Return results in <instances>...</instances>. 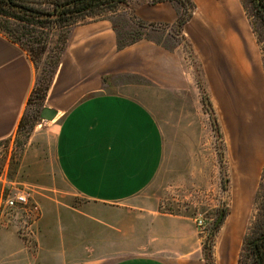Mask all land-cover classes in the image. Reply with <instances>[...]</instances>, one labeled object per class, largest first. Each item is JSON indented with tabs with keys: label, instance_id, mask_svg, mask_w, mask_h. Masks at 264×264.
<instances>
[{
	"label": "crops",
	"instance_id": "crops-1",
	"mask_svg": "<svg viewBox=\"0 0 264 264\" xmlns=\"http://www.w3.org/2000/svg\"><path fill=\"white\" fill-rule=\"evenodd\" d=\"M193 2L196 10L179 36L191 43L194 61L184 40L168 45L143 36L119 45L111 18L71 26L46 95L45 108L55 116L42 118L57 123L54 178L86 199V207L75 219L58 214L53 220L55 231H60V248L55 241L49 245L39 240L40 250L34 254L20 238L0 234V249L11 264H52L80 251L99 258L83 264H204L193 219L159 211L157 203L141 201L142 196L165 165L189 169L205 161L196 133L205 114L194 77H208L212 90L222 87L227 97L231 89L237 91L230 86L233 77L246 107L254 105L258 78L252 75L253 40L237 0ZM135 12L145 22L172 25L180 6L170 0L145 2ZM122 77L120 88L100 89L105 79ZM35 79L29 53L0 32V140L17 130ZM261 126L264 131V123ZM256 141L257 147L242 158L245 175L235 178L239 193L251 184L264 157V140ZM223 234L238 241L240 230L226 229ZM64 239H70L69 246ZM234 248L231 257L236 255Z\"/></svg>",
	"mask_w": 264,
	"mask_h": 264
},
{
	"label": "rangeland",
	"instance_id": "rangeland-1",
	"mask_svg": "<svg viewBox=\"0 0 264 264\" xmlns=\"http://www.w3.org/2000/svg\"><path fill=\"white\" fill-rule=\"evenodd\" d=\"M170 1L177 2L179 17L187 19V23L196 10L193 0ZM145 2L153 3V0H127L116 10L87 16L79 23L111 18L119 45L143 36L168 45L180 44L184 39L179 36L182 28L178 24L179 17L172 25L140 20L135 8ZM261 6L257 5V0H237V8L253 40L252 75L258 78V83L254 85L258 89V94L254 92V105L246 107L245 100L241 99L243 92L233 77H229L230 86H235L237 91L231 89L230 97L220 86L219 91L214 92L208 77H194L205 114L196 131L202 141L199 153H204L205 161L192 163L189 169L176 164L165 165L156 182L142 196V200L139 199L149 204L157 203L159 211L192 218L201 241L204 264H252L247 241L260 233L264 223V157L251 184L245 188L244 185L241 193L237 192L235 182L236 177H243L246 173L242 160L244 155L250 152L251 147H257L256 138L264 140L261 126L264 123V0ZM9 23L12 28L17 27L12 20ZM27 29V35L16 41L33 59L36 79L17 130L10 137L0 140V234L20 238L30 251L37 254L39 240L49 245L55 241L54 245L61 247L60 231H55L53 220L58 214L77 218L76 213H81L79 210L86 207L87 201L68 191L59 179L54 178L53 142L57 123L48 122L41 116L48 104L46 95L54 72L68 46L71 27L51 24L49 27L31 25ZM0 32L13 40L17 37V32L12 35L5 30ZM183 47L194 61L191 43L184 40ZM221 79L227 83L224 77ZM121 80H124L123 77L110 81L105 79L99 84L100 89H118L124 82ZM54 186L58 189L54 190ZM18 193L25 194L27 202L14 206L8 204V199ZM221 214L223 219L217 224ZM197 219L205 221L203 230L197 226ZM234 228L240 230L238 241L233 240L231 234H223L226 229ZM75 234L78 233H74L76 238ZM85 240H81L83 246ZM67 243L69 246L70 239L65 240ZM233 248L236 255L231 257L229 252ZM3 251L0 249V264H11V259L9 261ZM80 252L76 253L79 255L62 256L61 259L51 257L55 260L52 264H83L99 259L89 258V252L87 255ZM242 253L244 256L241 257ZM42 254L48 253L44 251Z\"/></svg>",
	"mask_w": 264,
	"mask_h": 264
},
{
	"label": "trees",
	"instance_id": "trees-1",
	"mask_svg": "<svg viewBox=\"0 0 264 264\" xmlns=\"http://www.w3.org/2000/svg\"><path fill=\"white\" fill-rule=\"evenodd\" d=\"M160 1L165 0H153V3ZM126 2L127 0H0V31L5 30L9 35L17 32L16 41L27 35V28L31 25L71 27L87 16L116 10ZM262 2L263 0H257V5L262 7ZM182 17L178 20L180 25L187 20ZM10 20L16 24L15 29L10 26ZM247 244L252 264H264V223L260 233L256 237L252 236ZM243 253L241 257L244 256Z\"/></svg>",
	"mask_w": 264,
	"mask_h": 264
},
{
	"label": "built area",
	"instance_id": "built-area-1",
	"mask_svg": "<svg viewBox=\"0 0 264 264\" xmlns=\"http://www.w3.org/2000/svg\"><path fill=\"white\" fill-rule=\"evenodd\" d=\"M7 202L11 206H14V205H17V204H24L25 202H27V197L23 193H18L14 197L8 199ZM196 224L201 230H203L204 227H205V221L203 219H197L196 220Z\"/></svg>",
	"mask_w": 264,
	"mask_h": 264
},
{
	"label": "water",
	"instance_id": "water-1",
	"mask_svg": "<svg viewBox=\"0 0 264 264\" xmlns=\"http://www.w3.org/2000/svg\"><path fill=\"white\" fill-rule=\"evenodd\" d=\"M41 116L46 120L53 119L55 116V111L49 108H44L41 113ZM222 219H223V214L220 215L216 223L218 224Z\"/></svg>",
	"mask_w": 264,
	"mask_h": 264
}]
</instances>
